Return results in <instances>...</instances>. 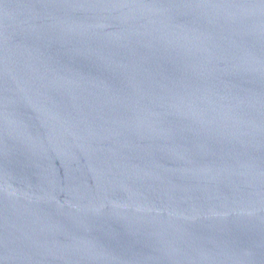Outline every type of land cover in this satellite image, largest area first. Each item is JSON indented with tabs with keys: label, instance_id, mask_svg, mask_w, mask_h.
Wrapping results in <instances>:
<instances>
[{
	"label": "water",
	"instance_id": "95a60500",
	"mask_svg": "<svg viewBox=\"0 0 264 264\" xmlns=\"http://www.w3.org/2000/svg\"><path fill=\"white\" fill-rule=\"evenodd\" d=\"M0 264H264V0H0Z\"/></svg>",
	"mask_w": 264,
	"mask_h": 264
}]
</instances>
